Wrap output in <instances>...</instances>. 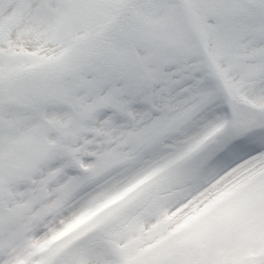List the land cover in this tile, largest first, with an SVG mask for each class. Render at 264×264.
Wrapping results in <instances>:
<instances>
[{
	"label": "snow or ice",
	"instance_id": "snow-or-ice-1",
	"mask_svg": "<svg viewBox=\"0 0 264 264\" xmlns=\"http://www.w3.org/2000/svg\"><path fill=\"white\" fill-rule=\"evenodd\" d=\"M0 264H264V0H0Z\"/></svg>",
	"mask_w": 264,
	"mask_h": 264
}]
</instances>
